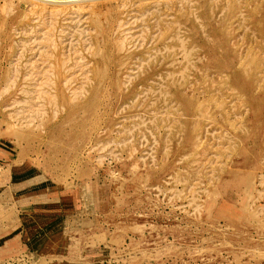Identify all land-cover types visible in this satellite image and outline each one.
Instances as JSON below:
<instances>
[{
    "label": "rangeland",
    "instance_id": "1",
    "mask_svg": "<svg viewBox=\"0 0 264 264\" xmlns=\"http://www.w3.org/2000/svg\"><path fill=\"white\" fill-rule=\"evenodd\" d=\"M68 1L0 0V264H264V0Z\"/></svg>",
    "mask_w": 264,
    "mask_h": 264
},
{
    "label": "crops",
    "instance_id": "2",
    "mask_svg": "<svg viewBox=\"0 0 264 264\" xmlns=\"http://www.w3.org/2000/svg\"><path fill=\"white\" fill-rule=\"evenodd\" d=\"M23 187L21 189H27ZM17 191V190H16ZM28 191V189L26 190ZM41 193V194H39ZM46 192L37 191L34 196L28 194L19 195V201L27 200L28 198H34L45 195ZM25 202V201H24ZM25 209V208H24ZM31 210L30 215H28V210H24V212L20 216V233L23 245H25L22 249H28L29 252H36L44 249L45 247H49L56 239L59 226L57 220L54 218V215H51L48 210ZM46 249V248H45Z\"/></svg>",
    "mask_w": 264,
    "mask_h": 264
},
{
    "label": "bare ground",
    "instance_id": "3",
    "mask_svg": "<svg viewBox=\"0 0 264 264\" xmlns=\"http://www.w3.org/2000/svg\"><path fill=\"white\" fill-rule=\"evenodd\" d=\"M34 1L36 2V3H47L46 1H54L53 3H55V2H63V1H68V0H33V3H34ZM71 1V0H70ZM70 1H68V2H70ZM78 1V0H77ZM80 1V0H79ZM75 2V1H74ZM85 3V2H84ZM80 4V3H79ZM63 5H65V4H63ZM53 6H55V5H53ZM56 7V6H55ZM65 7H66V5H65ZM62 8V7H61ZM59 9V8H58Z\"/></svg>",
    "mask_w": 264,
    "mask_h": 264
}]
</instances>
